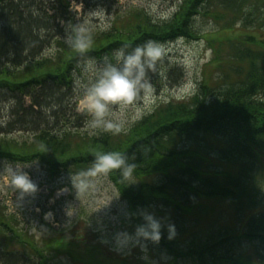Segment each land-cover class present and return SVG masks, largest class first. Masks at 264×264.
I'll use <instances>...</instances> for the list:
<instances>
[{
    "label": "trees",
    "instance_id": "1",
    "mask_svg": "<svg viewBox=\"0 0 264 264\" xmlns=\"http://www.w3.org/2000/svg\"><path fill=\"white\" fill-rule=\"evenodd\" d=\"M73 1L83 3L85 10L90 7L89 0H0V121L4 111L9 113L8 124L0 126V161L32 164L38 159L48 177L57 179L86 172L97 152L119 151L136 165L132 177L137 187L124 181L119 170L108 173L128 205L130 231L140 223L131 214L147 206L168 213L176 225L174 239L168 240L165 233L156 244L174 262L264 264V210L248 180L264 151V39L246 36L231 42L233 78L226 75L214 85L205 79L194 96L161 103L123 132L91 135L82 131L87 116L71 123L74 115L68 114L76 104L74 82L82 76L87 57L100 60L120 45L135 46L149 39L158 44L198 41L202 35L194 26L197 18L212 19L221 29L243 21L252 28L255 21L252 29L264 38V0H183L173 16L160 23L141 11L129 13L117 17L110 30L94 32L83 56L64 42L67 22L77 21ZM176 69L165 68L162 77L172 88L184 77L183 69ZM151 73V83L159 84L161 76ZM70 123L73 129L68 130ZM13 130L29 132L31 140L9 138ZM190 143L193 146H186ZM208 149L216 150L217 160L228 163L229 171L213 170ZM214 199L229 200L237 215L254 214L240 234L223 229L183 239L182 221L200 200ZM14 220L0 203V264H53L46 251L67 254L78 264H96L95 257L104 260L98 256L99 246L81 240L57 247L58 238L65 236H52L45 247H34L13 226ZM243 244L253 246L256 261L239 254ZM74 247H85L90 259H83Z\"/></svg>",
    "mask_w": 264,
    "mask_h": 264
},
{
    "label": "rangeland",
    "instance_id": "2",
    "mask_svg": "<svg viewBox=\"0 0 264 264\" xmlns=\"http://www.w3.org/2000/svg\"><path fill=\"white\" fill-rule=\"evenodd\" d=\"M99 1L110 14L111 25L117 17L129 15V13L141 11L146 14L143 7L145 0ZM160 2L165 6L175 5L176 12L183 0H160ZM76 4H80V2H72L73 12H76ZM88 4L90 6L88 9L97 6L96 0L91 2L89 0ZM88 9L85 10L84 5L80 16L82 17ZM257 24H261V18L257 19ZM237 25L230 29H221L220 24L215 23L212 19L211 21H204L197 18L194 26L197 32L202 35V40L189 41L181 39L169 44L161 43L163 53L157 61L156 71L150 74H156L161 78L158 80L159 84H152L153 92L150 98V108L145 114L152 110L156 102L167 101L171 98L182 99L193 95L198 90V83L203 79L214 85L215 82L221 81L226 75L232 77L230 59L233 50L228 40H241L246 36L264 39L259 31L252 29L255 27V21L251 23L252 28H245L249 25L246 21L239 22ZM94 32L103 31L96 30ZM53 52L47 51L44 55L49 57ZM166 62H168V65ZM180 66L185 72L183 73L185 76L183 83L177 88H172L168 78H162L164 69L172 67L176 71V68H180ZM81 72L82 76L79 79L86 82L90 73L86 72L83 67ZM157 95L161 96L160 101H158ZM68 114L74 115L73 119L70 120L71 123H74L79 117L84 116L85 118L86 116V114L77 110L76 104L73 105ZM8 116L9 113L4 111L3 117L5 119L3 122L0 121V126L5 127L8 124ZM71 123L68 130L73 129ZM133 124H127L125 130ZM66 127L67 125L63 126V128ZM125 130H122V132ZM13 131L8 136L9 138L19 141L31 140L32 136L29 132ZM82 131L89 133L92 130L83 129ZM102 132H104L102 129H96L92 131L91 135H98ZM186 146L191 147L193 145L190 143ZM207 151L209 156L213 158L210 164H213L214 171H229L231 167L228 163L217 160L216 150L208 149ZM259 153L257 164L253 172L249 173L248 180L256 188V193L262 202V211L264 210V151ZM3 162L8 163V161H0V203L6 208V213L15 217L13 226L31 241L34 247L41 249L45 247L46 240L58 235L65 236V238H58L56 242V246L61 249L67 248L69 246L68 241L74 242V239L99 246L98 256H102L104 260L95 257L93 260L96 264H122L124 262L125 264H193L188 259L179 260L178 262L171 261V257L159 250L158 246L152 242H143L141 245L131 244L123 250L117 249L114 236L117 232L123 230L132 232L128 227V223H131V217L128 212V205L121 199L118 188L108 177V174L98 173L79 177L83 183L79 188H75L72 183V175L62 174L61 177L52 179L48 177L42 165L28 164L30 166L25 170L29 172L33 182L37 184L38 191L20 198L18 192L11 187L7 174L3 172ZM233 169L236 173L237 168L234 167ZM132 183L137 186L136 180ZM49 211L52 212V217L45 219V213ZM155 212L157 215L170 217L166 212H163V214L158 213V211ZM237 214L238 212L229 200H200L197 208L189 214L188 220L182 221V226L186 228L183 239L187 240L192 234L201 237L223 229H232L235 233L240 234L248 217L254 214V211H246L244 215ZM243 245L239 254L243 258L256 261L257 257L253 246L250 244ZM73 249L83 259H90L85 247L80 249L74 247ZM45 253L53 264H78L77 262L73 263L66 256L67 254L55 255L51 251Z\"/></svg>",
    "mask_w": 264,
    "mask_h": 264
},
{
    "label": "clouds",
    "instance_id": "3",
    "mask_svg": "<svg viewBox=\"0 0 264 264\" xmlns=\"http://www.w3.org/2000/svg\"><path fill=\"white\" fill-rule=\"evenodd\" d=\"M83 7V3L75 5L77 21L67 22L64 35L65 44L82 56L92 44L94 31H108L111 28V16L102 4L88 9L81 17ZM143 7L153 23L167 21L176 10L175 5L165 6L160 0H145ZM162 53V46L149 39L135 46L120 45L100 60L87 57L83 68L90 73L89 79L85 82L78 78L74 82L77 110L89 117L84 122V129L119 133L125 130L127 124L141 119L150 108L153 92L149 73L156 71ZM31 163L38 164L39 161L37 159ZM29 166L20 162L4 163L3 172L20 198L38 191L37 184L25 170ZM135 167L134 163L129 162L128 156L119 151L97 152L86 172L72 175V183L75 188H79L83 183L79 177L107 174L113 170H119L123 180L129 181ZM131 215L138 217L140 223L134 226L132 232L123 230L115 234L118 250L143 242L159 244L165 238V233L168 240L176 236L175 223L167 216L157 215L147 206ZM48 217H52L51 211L45 213V219Z\"/></svg>",
    "mask_w": 264,
    "mask_h": 264
}]
</instances>
